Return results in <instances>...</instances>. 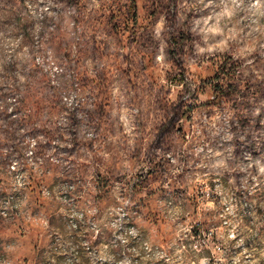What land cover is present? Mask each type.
<instances>
[{
	"label": "clouds",
	"instance_id": "1",
	"mask_svg": "<svg viewBox=\"0 0 264 264\" xmlns=\"http://www.w3.org/2000/svg\"><path fill=\"white\" fill-rule=\"evenodd\" d=\"M0 264H264V0H0Z\"/></svg>",
	"mask_w": 264,
	"mask_h": 264
}]
</instances>
